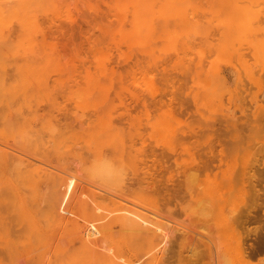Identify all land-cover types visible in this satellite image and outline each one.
I'll list each match as a JSON object with an SVG mask.
<instances>
[{
	"label": "rangeland",
	"instance_id": "rangeland-1",
	"mask_svg": "<svg viewBox=\"0 0 264 264\" xmlns=\"http://www.w3.org/2000/svg\"><path fill=\"white\" fill-rule=\"evenodd\" d=\"M247 117L263 123L251 150ZM263 128L264 0H0V264H185L186 249L133 245V226L109 228L80 191L229 244L221 221L257 210L246 174L264 162ZM145 177L179 199L149 203ZM103 240L115 251L96 252Z\"/></svg>",
	"mask_w": 264,
	"mask_h": 264
},
{
	"label": "bare ground",
	"instance_id": "bare-ground-1",
	"mask_svg": "<svg viewBox=\"0 0 264 264\" xmlns=\"http://www.w3.org/2000/svg\"><path fill=\"white\" fill-rule=\"evenodd\" d=\"M223 79L225 81L227 80L226 78H222V80ZM243 98L245 100V97ZM249 101L252 100L250 99ZM247 118L249 119L246 120V123L243 125V129L247 130L248 135L238 141L239 144L244 146L247 145L250 146L249 143L251 142L249 140L252 138L251 136L253 135L254 132H257V130L261 129L263 124L262 122H259L255 119H254L255 121L250 120V117ZM233 122H236V120L231 122L233 130L236 131L237 128ZM226 124H229L228 120L226 121ZM249 146H247L248 147L247 149L249 150L253 149V147H249ZM254 162L255 164L259 163L257 159H255ZM206 166H202L204 170H206L207 168ZM93 168L95 169L94 171L92 170V174H93L92 176L94 177L96 176L98 177L101 176L106 178L117 177V172L107 166H95ZM244 171L246 172L247 169L244 168ZM202 172L204 171L202 170ZM146 173L150 175L153 172L151 173L150 170V172L145 171V174ZM246 176H247V182L249 184L248 193L250 194L249 195L250 202L252 206L257 208V210L254 212L249 209L246 210L244 213L233 215L229 219L224 218L223 221H221L222 223L221 230L223 229V231L221 232L222 236L224 237V232L226 233L227 230L232 232V235L229 237V240L231 241L229 242V244L223 243L218 235L216 237H214V235L213 236L211 235V237L204 238L207 239L206 241H203L204 239H201L200 241L199 239L197 241L196 239H194L191 242H188V238H187L188 229L184 231L179 229L174 231L172 227L165 228L164 226L166 221L163 220L165 218L160 217L157 213H155L156 211L145 209L143 207L144 201H141L142 204H135L134 202L132 203V201L130 202L129 200L128 202L127 201L124 202L123 200L118 201L117 198H116L117 200H113L107 197L101 199L102 201L98 203L99 200L96 197H94V194L91 192L90 193L93 196L90 195L89 193H87L88 194L87 196L85 191L84 192L80 191L78 195L81 196V202L84 204L89 203L88 201L90 199L93 201L92 203H96V205L98 204V208L101 210L103 215V220H105V224L106 226H109V228H111L110 222L112 221V219H118L133 226L131 228V230H133V233L131 235L128 234V239L133 243V245H137L140 247L146 246L149 249L160 252L161 249H164L166 254L172 253V256L173 253L175 254V252H179L182 249H186L188 257H185L183 259V262H185V264H200L202 261L205 260H207L206 264H230V261H233L232 257L229 254V250L231 249V247L235 248L241 260H244L245 258L255 259L256 257L258 256L260 257L261 255L264 254V162L259 164L258 167L255 165L250 167V170L246 174ZM59 178H60V182L63 184V186L67 191L69 192L72 190L77 191L76 190L77 178L74 175L71 176L68 175L67 178L66 177H59ZM145 178L147 179V177ZM145 178L142 179V182L140 181L141 183H137V185H138V190H141L143 197L146 196L145 199L149 203L151 204L158 203L159 198L162 199L164 203L167 202L168 204L179 199L180 190H178V188L177 189L174 188L173 185L172 187L175 190H172L173 188H170L166 183L164 184L166 180L163 182V184L161 183L160 186L159 183L160 181L157 182L158 180L156 181V177L154 180L149 178L151 180L147 179V181H145ZM191 179L194 180L195 178L192 176ZM171 180L173 183L174 176L173 179ZM155 181L156 183L159 184H156ZM183 184H180L179 182V185H183ZM165 185H167L169 188L167 187L168 189H166ZM248 193L247 192L244 193V189L242 188V194L248 195ZM89 195L91 197H89ZM207 207L209 208V205ZM204 209L207 210V208ZM204 213L208 214V212H205V210L204 212L202 211L200 214L205 215ZM120 225L122 228L124 227L122 223ZM252 225H259V226L255 228H250ZM176 233H180V234H176ZM115 234L119 235L120 233L116 232ZM252 234L253 236H255L254 244L250 243L253 237ZM200 236H202V234ZM196 237L198 236L196 235ZM248 237H250L251 239L247 240ZM111 247L112 246L108 243L107 240L99 241L96 252L105 253V251H108V249L114 250V247L113 248ZM118 249L120 248H116V250ZM179 257H181L180 254Z\"/></svg>",
	"mask_w": 264,
	"mask_h": 264
}]
</instances>
